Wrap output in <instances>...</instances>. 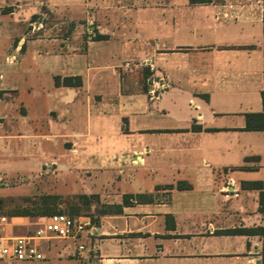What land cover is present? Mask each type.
<instances>
[{
    "label": "crops",
    "instance_id": "crops-1",
    "mask_svg": "<svg viewBox=\"0 0 264 264\" xmlns=\"http://www.w3.org/2000/svg\"><path fill=\"white\" fill-rule=\"evenodd\" d=\"M263 19V0H0V108L38 99L0 109V149L70 152L84 193L134 196L95 237L38 240L43 261L264 264L261 234L226 233L264 227L261 190L241 186L264 182Z\"/></svg>",
    "mask_w": 264,
    "mask_h": 264
},
{
    "label": "rangeland",
    "instance_id": "rangeland-1",
    "mask_svg": "<svg viewBox=\"0 0 264 264\" xmlns=\"http://www.w3.org/2000/svg\"><path fill=\"white\" fill-rule=\"evenodd\" d=\"M6 48L7 44L0 42V56L5 53ZM10 99L9 107L0 109L11 112L14 106L19 105V102H24L33 108L38 103L37 98H32L22 89L17 96H11ZM8 126L11 124L8 123ZM6 134L5 128L0 127V135L5 136ZM5 141L0 140V143ZM61 151L30 150L28 152L19 149H0V177L2 178L0 198L4 201V208L0 209V213L7 215L10 210L23 206L25 198H37L44 194H52L61 197L58 208L69 216L73 214L74 216L99 217L108 203L104 202L99 195H97L98 198H94L92 195L95 194L84 193L86 192L84 185L87 175L81 170V167L84 166L83 159L74 157L70 152L62 155ZM53 159H56L60 164L50 163ZM39 162L47 163L39 166ZM82 194L90 197L88 205L82 204V200L79 199ZM34 221L40 222L41 219H34ZM37 227V225L34 226V229ZM43 251L47 257L46 261L0 260V264H56L58 262L55 255L49 252L46 247H43Z\"/></svg>",
    "mask_w": 264,
    "mask_h": 264
},
{
    "label": "built area",
    "instance_id": "built-area-1",
    "mask_svg": "<svg viewBox=\"0 0 264 264\" xmlns=\"http://www.w3.org/2000/svg\"><path fill=\"white\" fill-rule=\"evenodd\" d=\"M15 61V57L7 59V62ZM129 62L125 67H129ZM154 89L151 93H154ZM0 181L2 178L0 177ZM10 219L0 215V229L9 223ZM99 224L90 217L81 216L73 218L67 214H54L45 219L41 227L33 233L23 236H11L0 230V259L12 261H41L45 259L43 252L36 242L42 239L60 238L78 240L82 237L92 238L99 233ZM94 248V247H93ZM84 250L83 244L78 246Z\"/></svg>",
    "mask_w": 264,
    "mask_h": 264
},
{
    "label": "trees",
    "instance_id": "trees-1",
    "mask_svg": "<svg viewBox=\"0 0 264 264\" xmlns=\"http://www.w3.org/2000/svg\"><path fill=\"white\" fill-rule=\"evenodd\" d=\"M192 3L197 2V0H190ZM201 1H207V0H201ZM264 2V0H263ZM264 21V19H263ZM55 84L57 86L64 85V86H80L81 80L80 78H65L61 80L60 77L55 78ZM3 92L0 91V97L2 96ZM253 116V115H252ZM263 116V115H259ZM248 117H251L248 116ZM248 127H250V121L248 120ZM195 129V128H194ZM183 184H178V187L182 188ZM242 188L244 189H257L261 190L260 195V202H261V210L264 211V182L262 181H256V182H243L241 184ZM94 198H98L97 195H92ZM90 197L86 194H82L79 196V199L82 200V204L88 205V199ZM133 195H125L123 197V203L120 205H107L104 210L100 213L98 218L90 217L94 222L99 224L100 218L105 215L110 214H118L121 213L122 207L125 205L131 204L130 199H133ZM137 200L142 198L141 195L136 196ZM61 201V197L58 195H52V194H44L37 198H25L24 199V205L14 208L7 212L6 214L0 213V215H5L9 219L15 218V217H28L30 219H46L54 214H65L61 212L58 208ZM4 201L2 198H0V209L4 208ZM73 218L81 217L79 215H71ZM226 233L229 234H244V235H250V234H261L263 238V254H264V227L256 228V229H239V230H229Z\"/></svg>",
    "mask_w": 264,
    "mask_h": 264
}]
</instances>
